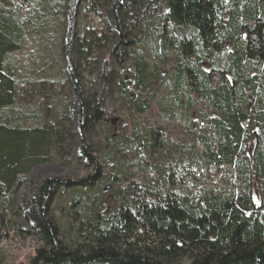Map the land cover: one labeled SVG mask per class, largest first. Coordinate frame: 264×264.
Masks as SVG:
<instances>
[{"label":"trees","instance_id":"trees-1","mask_svg":"<svg viewBox=\"0 0 264 264\" xmlns=\"http://www.w3.org/2000/svg\"><path fill=\"white\" fill-rule=\"evenodd\" d=\"M47 2L0 0V196L77 143L91 171L37 186L24 264H264V0H160L144 22V0H82L65 71L19 78ZM116 105L150 119H111Z\"/></svg>","mask_w":264,"mask_h":264},{"label":"rangeland","instance_id":"rangeland-1","mask_svg":"<svg viewBox=\"0 0 264 264\" xmlns=\"http://www.w3.org/2000/svg\"><path fill=\"white\" fill-rule=\"evenodd\" d=\"M81 1L48 0L45 5L46 13L44 15L46 17V29L41 33L30 35L26 46L12 55V59L18 62L19 65V78L25 79L30 68H39L40 65L46 66L42 71L44 73L40 77L50 76L53 73L60 75L63 70L65 71L69 64L65 46L69 41V33L74 30V26L77 27V23L75 24V22L76 19L78 20L77 12L79 13L80 11ZM159 2L160 0H144L143 9L140 13L144 15L141 17L142 22L157 13ZM35 6L40 7L38 4H35ZM26 11L27 8L23 13H27ZM124 40L126 41L127 38H124ZM117 44L118 40L114 42V45ZM121 49L124 51L121 54L122 57H125L126 53H133L132 48L127 50L125 46H122ZM126 58L128 59L127 56ZM116 63L112 62V65L118 67ZM51 66H53L52 69ZM133 70L134 67L131 68V71ZM109 114L111 115V119L120 118L129 120L133 124H141L149 118L148 116L138 114L136 111L132 113L121 109L119 105L115 107L110 106ZM110 120L108 123H114ZM108 123L100 128L98 137L96 138L98 142V152L96 154L99 158H101L100 156H102L104 150L108 147V140L106 139L110 127ZM114 124L117 129L118 121H115ZM253 146L254 143L250 142L248 145L250 153ZM79 150V143H77L75 148L76 153L74 152L75 157L71 161L68 160V164L66 162L61 163L55 159L34 166L29 173L20 176L22 180L19 183L16 195L6 191L0 196V264H24L31 253L42 244L32 223L25 219L28 202L36 195L37 186L40 182L47 178L59 176L74 179L83 177L91 171L84 164L85 160L79 158ZM100 160L102 161L103 159L101 158ZM103 164L105 163L103 162ZM70 202L71 193L67 192L62 193L55 203L56 219L64 231L67 229L69 220L73 218V214L68 211ZM15 224L22 225L25 231H16L14 229Z\"/></svg>","mask_w":264,"mask_h":264}]
</instances>
